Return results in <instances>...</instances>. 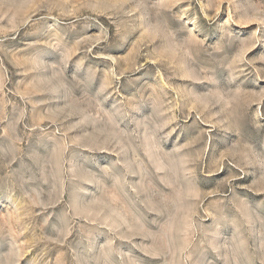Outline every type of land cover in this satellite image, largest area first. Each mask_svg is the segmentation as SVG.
Listing matches in <instances>:
<instances>
[{
	"label": "rangeland",
	"instance_id": "obj_1",
	"mask_svg": "<svg viewBox=\"0 0 264 264\" xmlns=\"http://www.w3.org/2000/svg\"><path fill=\"white\" fill-rule=\"evenodd\" d=\"M0 264H264V0H0Z\"/></svg>",
	"mask_w": 264,
	"mask_h": 264
}]
</instances>
